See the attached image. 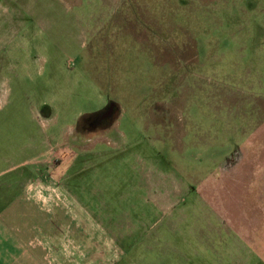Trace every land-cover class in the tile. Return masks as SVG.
I'll return each mask as SVG.
<instances>
[{
    "label": "rangeland",
    "instance_id": "obj_1",
    "mask_svg": "<svg viewBox=\"0 0 264 264\" xmlns=\"http://www.w3.org/2000/svg\"><path fill=\"white\" fill-rule=\"evenodd\" d=\"M46 171L97 264H264V0H0V211Z\"/></svg>",
    "mask_w": 264,
    "mask_h": 264
},
{
    "label": "crops",
    "instance_id": "obj_2",
    "mask_svg": "<svg viewBox=\"0 0 264 264\" xmlns=\"http://www.w3.org/2000/svg\"><path fill=\"white\" fill-rule=\"evenodd\" d=\"M59 181L47 171L28 179L0 211V264H97L105 257L109 260L110 241L116 242L110 227L73 206L71 199L77 194Z\"/></svg>",
    "mask_w": 264,
    "mask_h": 264
}]
</instances>
